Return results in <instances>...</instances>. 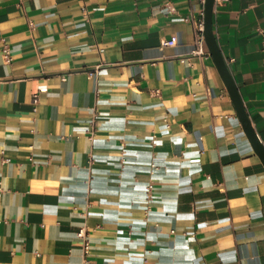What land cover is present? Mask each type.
Listing matches in <instances>:
<instances>
[{
  "label": "crops",
  "instance_id": "0c3cea01",
  "mask_svg": "<svg viewBox=\"0 0 264 264\" xmlns=\"http://www.w3.org/2000/svg\"><path fill=\"white\" fill-rule=\"evenodd\" d=\"M205 3L0 0V264H264V161L195 52ZM214 25L264 143V0Z\"/></svg>",
  "mask_w": 264,
  "mask_h": 264
},
{
  "label": "water",
  "instance_id": "95a60500",
  "mask_svg": "<svg viewBox=\"0 0 264 264\" xmlns=\"http://www.w3.org/2000/svg\"><path fill=\"white\" fill-rule=\"evenodd\" d=\"M216 0H206L205 3V37L207 44L214 56L215 62L218 65L236 103L239 115L243 125L259 155L264 161V143L262 142L258 132L256 131L251 117L247 111L245 102L240 93L236 80L231 72L227 60L223 54L219 44L214 25Z\"/></svg>",
  "mask_w": 264,
  "mask_h": 264
},
{
  "label": "built area",
  "instance_id": "2783aa9c",
  "mask_svg": "<svg viewBox=\"0 0 264 264\" xmlns=\"http://www.w3.org/2000/svg\"><path fill=\"white\" fill-rule=\"evenodd\" d=\"M202 1H206V0H202ZM226 1H229V0H216V3L218 2H226ZM170 9L172 11H175V8L170 5ZM203 15L205 17V11H203ZM198 35H197V44H198V47L196 49V53L198 54H205L206 51H205V44H206V37H205V20L202 19L199 23H198ZM258 32L260 33V35L262 36V39H263V50H264V27L260 26L258 27ZM176 41L175 40H167V41H164V45H173L175 44ZM5 52H6V55L8 57V60H11V55H10V49L8 46L5 47ZM157 93H160V90H157L156 91ZM35 103H36V106L41 102V94L40 93H36L35 94ZM153 167L154 168H157V165L156 164H153ZM154 187L153 184L150 185L149 189L152 190ZM80 236L84 239L85 241V251L86 253L88 254L90 252V249H91V243H90V240H89V232L86 228H83L80 232Z\"/></svg>",
  "mask_w": 264,
  "mask_h": 264
}]
</instances>
